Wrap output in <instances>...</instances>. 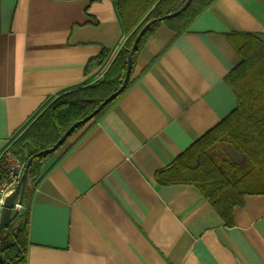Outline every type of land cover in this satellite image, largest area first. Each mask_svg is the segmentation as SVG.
Masks as SVG:
<instances>
[{
	"label": "crops",
	"instance_id": "obj_1",
	"mask_svg": "<svg viewBox=\"0 0 264 264\" xmlns=\"http://www.w3.org/2000/svg\"><path fill=\"white\" fill-rule=\"evenodd\" d=\"M241 33L264 38V0H217L183 34L149 36L130 88L43 166L27 264H264V195L228 225L195 186L156 179L236 109ZM125 40L113 0H0V152L51 98L103 79Z\"/></svg>",
	"mask_w": 264,
	"mask_h": 264
},
{
	"label": "trees",
	"instance_id": "obj_2",
	"mask_svg": "<svg viewBox=\"0 0 264 264\" xmlns=\"http://www.w3.org/2000/svg\"><path fill=\"white\" fill-rule=\"evenodd\" d=\"M113 1L126 40L103 79L64 90L51 98L35 120L12 141V149L24 165L30 158L34 159L29 169L23 208L0 234V264H27L30 205L42 178L43 166L53 155H38L39 152L52 148L74 124L90 116L121 88L130 51L147 23L154 21L133 53L132 71L137 54L154 31L167 25L176 34H183L217 0H193L182 14L165 20L164 16L179 10L187 0ZM231 41L242 59L227 77L228 85L237 97L236 109L156 174L161 185L183 184L198 188L228 225L233 224L234 209L244 206L246 197L264 195V38L241 33L231 37ZM108 58L109 52L104 51L89 65L97 62L103 66ZM131 81L132 75L125 90L93 120L102 118L117 103L130 88ZM88 123L80 124L66 142ZM231 151L240 156L241 161L232 157Z\"/></svg>",
	"mask_w": 264,
	"mask_h": 264
},
{
	"label": "water",
	"instance_id": "obj_3",
	"mask_svg": "<svg viewBox=\"0 0 264 264\" xmlns=\"http://www.w3.org/2000/svg\"><path fill=\"white\" fill-rule=\"evenodd\" d=\"M193 0H187L185 2V4L176 12L168 14L166 16L163 17V19H172L174 17L179 16L180 14H182L188 7L189 5L192 3ZM154 21H151L149 23H147L139 32L138 36L136 37L134 44L132 46V49L130 51L129 57H128V65H127V71L125 74V79L123 81V84L121 86V88L115 92L114 94H112L111 96H109L90 116H88L87 118H85L82 122H78L76 124H74L67 132L64 136L61 137V139L52 147L46 150H42L41 152H39L38 155H50L55 153L58 149H60L61 146L64 145V143L66 142V140L69 138V136L72 134V132L80 125L83 123H87L90 122L91 120H93V118L101 112V110L111 101H113L117 96H119L126 88L128 82L131 80V75H132V67H133V53L135 51V49L137 48L141 38L143 37L144 33L146 32V30L152 25ZM34 158H30L27 162V164L25 165V169L24 172L19 180V182L17 183V186L15 187L14 191L9 194L5 200H4V204L2 207V211H1V218H0V234L2 233V231L7 228V226L13 221V219L17 216V214L19 213V209L15 208L16 203H18L19 205H23V201H24V194H25V189H26V185L28 182V176H29V169H30V165L32 163Z\"/></svg>",
	"mask_w": 264,
	"mask_h": 264
},
{
	"label": "built area",
	"instance_id": "obj_4",
	"mask_svg": "<svg viewBox=\"0 0 264 264\" xmlns=\"http://www.w3.org/2000/svg\"><path fill=\"white\" fill-rule=\"evenodd\" d=\"M25 165L12 149V142L0 152V218L5 198L11 194L19 182ZM15 208L21 210L23 205L16 203Z\"/></svg>",
	"mask_w": 264,
	"mask_h": 264
},
{
	"label": "rangeland",
	"instance_id": "obj_5",
	"mask_svg": "<svg viewBox=\"0 0 264 264\" xmlns=\"http://www.w3.org/2000/svg\"><path fill=\"white\" fill-rule=\"evenodd\" d=\"M232 150H233V149H232ZM230 154H231V155H234V156H232V157H235L238 161H241L240 156L235 155V152L231 151Z\"/></svg>",
	"mask_w": 264,
	"mask_h": 264
}]
</instances>
